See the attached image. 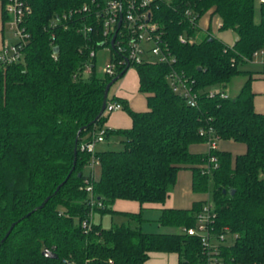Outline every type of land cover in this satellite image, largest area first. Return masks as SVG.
<instances>
[{"label": "trees", "instance_id": "1", "mask_svg": "<svg viewBox=\"0 0 264 264\" xmlns=\"http://www.w3.org/2000/svg\"><path fill=\"white\" fill-rule=\"evenodd\" d=\"M0 1L6 20L7 0ZM87 1L26 0L31 10L22 25L29 38L20 58L0 67V264H144L153 250L178 252V264H202L207 251L200 236L182 229L195 225L202 202L162 207L156 221L174 229L164 232L142 229V206L121 211L127 221L108 227L93 220L96 211L117 213L116 198L164 202L181 168L191 169L194 191L210 194L212 230L227 226L231 234L230 242L219 244L220 264L264 263V113L253 104L255 71L240 67L264 48V1L257 18V0H162L152 5V18L175 60L127 63L113 75L97 72L96 52L106 43L101 19L82 10ZM207 11L220 17L221 29L236 33L233 44L198 25ZM85 24L91 29L83 31ZM130 66L147 109L133 110L121 101L132 125L105 128L104 137L122 136V147L96 149L100 173L94 178L85 170L91 154L81 144L102 127L106 111L91 121L106 83ZM172 71L196 92L195 105L174 90ZM237 74L246 78L230 95L223 87ZM210 86L219 90L210 95ZM110 99L117 97L108 92ZM212 136L243 142L246 149L235 156L217 147L191 151V144ZM210 155L217 165L207 169ZM44 247L57 257L42 254Z\"/></svg>", "mask_w": 264, "mask_h": 264}, {"label": "built area", "instance_id": "2", "mask_svg": "<svg viewBox=\"0 0 264 264\" xmlns=\"http://www.w3.org/2000/svg\"><path fill=\"white\" fill-rule=\"evenodd\" d=\"M160 1L162 0H89L83 4L82 10L94 11V14L101 19L102 42L106 43L105 47L109 52H111L110 49L113 50L111 52L113 58L109 57V61L104 65L102 71L113 75L116 73L118 66L127 63L133 64L148 60L172 63L175 60V57L162 44L160 34L156 31V23L152 18L151 7ZM4 10L8 14L6 23L13 39L5 41L0 50V67L20 58L22 48L29 38V33L22 25V20L30 12L31 7L26 0H7L4 4ZM119 19L120 25L117 27ZM91 27L90 24H85L81 29L88 31ZM115 31L113 44H111V38ZM179 39L185 41L186 37L180 34ZM253 57H260L264 60V48L255 50ZM84 69L89 71L91 67L87 64ZM168 76L174 90L185 96L189 104L195 105L197 95L188 81L174 71L170 72ZM218 90L211 89L209 94L213 95ZM121 107V101L110 99L107 100L104 112H110ZM208 130L212 131L213 128L210 126ZM204 131V129H201L200 133L202 134ZM104 136L105 128L101 127L90 140L81 144V147L91 154L88 163L91 167L99 165V159L95 155L96 144L102 141L105 138ZM216 140V136L208 137L205 140L209 147L208 150L217 147ZM212 165H217L215 155L209 156L205 168L209 169ZM84 188L91 193V202H94L92 184L88 180H85ZM97 204L103 206L101 201H97ZM214 216L212 201L210 199L206 200L197 213L195 225L182 228L188 234L200 236V240L207 251V258L202 264H220L219 244L231 241V237L230 241H226L227 236L231 235L227 226H224L220 232L212 230L210 223L213 221ZM253 264L264 263L256 262Z\"/></svg>", "mask_w": 264, "mask_h": 264}, {"label": "crops", "instance_id": "3", "mask_svg": "<svg viewBox=\"0 0 264 264\" xmlns=\"http://www.w3.org/2000/svg\"><path fill=\"white\" fill-rule=\"evenodd\" d=\"M204 14H209L210 20L212 15L218 17L217 25L220 30L221 20L217 14H213L210 11L205 12ZM8 28L6 20H3L2 15V3L0 1V50L5 43V41H11L5 36V28ZM203 29H209L212 33V27L209 23L208 27H202ZM231 30V29H230ZM216 35L215 33H213ZM231 41L228 42L229 45L233 44L236 39V33L231 30L229 32ZM263 63L262 70H256L252 73L251 80V89L253 91V104L256 111L264 113V60L260 58ZM122 81L115 89L112 95L117 97L119 101H123L130 108L137 111H142L147 109V102L145 93L139 90V82L137 71L134 67L130 66L126 69L125 73L122 75ZM244 81V80H243ZM241 84L235 87V92H232L235 95ZM217 89V88H214ZM219 89V88H218ZM228 93L231 92L232 87L230 83L223 87ZM132 125V118L128 113L125 107L115 109L113 111L107 112L106 117L101 123V126L104 128H127ZM122 136L118 133L108 134L102 141L96 144L97 149H104L107 147H112L118 143H122ZM216 146L219 149L228 150L233 156L243 153L246 149V145L243 142L235 141L232 139H220L217 138ZM191 151L205 153L208 151L209 147L206 141H200L193 143L190 146ZM86 171H90L94 178H97L100 173L99 166L91 167L88 164L85 167ZM210 196L208 192L194 191L192 188V171L189 168H181L177 171L175 183L170 190L168 196L165 199L164 206L159 205L156 202H145L140 204L139 201L129 198H116L112 203V208L120 214L123 221H127V217L121 213V211L136 212L141 206L143 207V218L144 221L141 224V227L144 231L147 232H164L174 230L171 227L164 226L156 221L157 217L160 214L162 207H178V208H190L194 202L205 203L206 200H209ZM119 211V212H118ZM121 221V220H120ZM108 227V226H106ZM179 253L176 251H159L153 250L149 252V256L145 260L144 264H178L179 263Z\"/></svg>", "mask_w": 264, "mask_h": 264}, {"label": "rangeland", "instance_id": "4", "mask_svg": "<svg viewBox=\"0 0 264 264\" xmlns=\"http://www.w3.org/2000/svg\"><path fill=\"white\" fill-rule=\"evenodd\" d=\"M255 16L258 18L259 16V0L255 2ZM217 20L218 17L216 15H212V19L210 20L209 14H203L199 19H198V25L200 27H208L209 23L211 24L213 33H215L218 37H220L224 42L228 44V42L231 41L229 32L231 33L230 29H222L220 30L217 25ZM5 36L6 38H9L10 40L13 39L12 34L10 29L5 28ZM149 44V43H148ZM109 61V51L106 47L99 48L96 52V62H97V72L100 73L102 72V69L104 65ZM241 68L244 69H251V70H262L263 69V63L260 60V57H252V59L246 60L245 62L240 64ZM127 74L124 76H121L118 80H116L110 87L109 89V95H112L115 89L118 87L120 82L122 81L123 77H125ZM246 78L244 74H237L232 77L230 80V85L232 87L231 92H229L230 95H233L232 92H235V87L237 85L241 84V82ZM211 88L214 86H210ZM217 87V85H215ZM122 143H118L117 145H113L112 148H121ZM210 195V194H209ZM211 200V198H209ZM161 206H164V202H156ZM120 214H111L109 212H104L100 213L98 211L93 213V220L95 222H101L104 227L110 226L112 223L117 222L120 223L122 222L123 219H121ZM121 220V221H120ZM226 241H230V236H227Z\"/></svg>", "mask_w": 264, "mask_h": 264}, {"label": "water", "instance_id": "5", "mask_svg": "<svg viewBox=\"0 0 264 264\" xmlns=\"http://www.w3.org/2000/svg\"><path fill=\"white\" fill-rule=\"evenodd\" d=\"M120 25V19L118 21V24H117V27ZM115 34H116V31L115 33L113 34V37L111 38V44H113V40H114V37H115ZM53 50L54 51H57V46H54L53 47ZM124 70L122 71H119L117 74H115L105 85V88H104V93H103V99H102V104H101V108H100V111L98 113V115L91 121V123H94L97 118L99 117L100 114H102L104 112V109H105V106H106V103H107V100H108V92H109V88L110 86L122 75ZM86 125L82 126L79 128L78 132H77V137H76V140L78 138V134L80 133V131L85 128ZM74 168V165L71 167V170ZM58 188V186H57ZM56 188V189H57ZM55 189V191H56ZM49 198V195H47L45 197V199L42 201V203L39 205L42 206L44 204V202ZM15 221L10 225L9 229L7 230V232L5 233L4 237H2L1 241H3L5 239V237L8 235V233L10 232L12 226L14 225ZM42 254L46 255V256H49V257H57V254L53 251H51L48 247H44L42 249Z\"/></svg>", "mask_w": 264, "mask_h": 264}]
</instances>
